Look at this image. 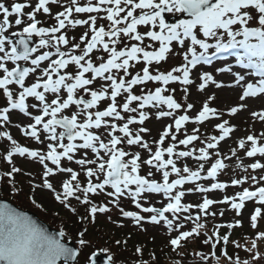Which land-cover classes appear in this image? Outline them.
<instances>
[{
  "label": "rangeland",
  "instance_id": "obj_1",
  "mask_svg": "<svg viewBox=\"0 0 264 264\" xmlns=\"http://www.w3.org/2000/svg\"><path fill=\"white\" fill-rule=\"evenodd\" d=\"M173 1L24 0L23 4L27 5L22 8L18 3L20 13H16L18 19L13 18L9 33H24L27 23L50 19L47 25H53L50 34L57 42L56 47L49 50L47 61L33 63V59L45 54L43 49L26 59L31 70L20 86L11 84L7 73L19 60L11 45L3 47L8 50L0 58V77L6 78L5 86L0 87V105L1 98L8 95L9 104L22 102L24 110L8 116L10 130L4 128L7 138H0V191L16 193L24 188L31 193L36 190L45 200L51 201L46 205L60 207L65 216L80 222L79 215L89 211L83 200L89 198L90 191L97 193L91 190L95 187L100 196L97 199L105 202L99 206L102 210L107 202L115 200L136 204L143 210L145 219L135 214L124 219L115 215L116 212L98 213L97 217L109 228L119 226L132 233L155 234L162 240V234L194 231L199 217L225 225L240 220L248 228L254 223L259 227L264 221V206L260 207L263 209L261 219L255 218V207L249 204L250 200L241 201V192L261 185L259 180L264 177V92L246 96L244 85L238 83L239 76L234 78L229 73L238 72L237 67L231 66V61L209 68L188 67L192 55L206 53L204 50L212 39L202 42L196 35L194 40L187 38L183 45H179L175 41L166 44L164 36H173L172 32L177 30L176 35L181 38L180 30L187 28L203 35L209 28H217L227 30L231 38L218 48L244 42L247 34L252 36L251 42L258 39L263 43L264 0H221L212 12L194 23L197 27L182 18L181 10L172 4ZM161 3L171 4L168 14L177 16L175 24L166 26L154 11V7ZM65 21L72 22L69 27L73 28L70 29L72 32L67 29ZM251 30L255 33L250 34ZM98 31L104 32L98 35ZM77 33L85 34L87 38L83 40L84 48L93 44L87 51L92 50L95 54L96 65H90L91 73L84 77L85 82H79L80 88L70 92L67 87H56L55 79L51 81L50 76L56 59L64 55L69 64L67 75L80 81L77 73H69L72 67L83 68V59L74 58L76 52H82L80 45H75L73 40ZM131 37L132 42L120 45ZM44 44L49 46L45 41ZM127 49H133L129 54L135 56L126 55ZM158 57H161L159 63ZM132 61L140 66L131 69ZM162 63L174 70L177 83L165 85L162 77L168 75L160 73L167 71ZM93 69L100 71V75L96 76ZM120 69L128 71L129 78L121 79L118 75ZM181 74L188 75V84L180 81ZM120 85L122 87L118 88ZM5 88H13L14 92ZM26 89H32V95L27 96ZM70 93L78 97L83 93L94 96L97 104L94 111L100 113V117L88 120L90 110L78 109L77 104H65ZM48 105L66 116L75 115L79 127L71 144H65V140L59 138V131L52 130L49 116H46L51 110L46 109ZM136 109L144 110L146 114L135 120L136 113H139ZM204 115L210 117L206 119ZM29 126L36 128V134L24 139L22 130ZM20 144L29 158L10 149ZM122 144L128 147V151L133 148L137 152L132 159L131 153L129 159L121 156L124 162L135 160L140 169L126 164L123 183L111 185L104 182L101 185L105 172L110 170L111 162L118 154L116 147ZM172 148L177 152V164L171 168L172 172L182 175L196 170L202 176L182 177L178 182L167 184L168 187L163 186L167 177L166 163L163 168L159 164L161 159L165 162L167 155H171ZM5 153L10 159L7 162L4 161ZM77 176L78 179L73 180ZM88 176L89 180L86 179ZM138 177L156 184L149 189L143 186L134 188L132 185ZM180 187L181 193L177 196L174 192ZM134 222L138 225L134 226ZM260 232L264 230L258 228ZM250 246L242 247L246 249L245 258L242 256L238 264H264L263 244ZM79 249L81 258L74 264L88 262L87 253L97 247L84 244ZM205 258L208 257L195 253L187 258V264H210L212 258L208 262Z\"/></svg>",
  "mask_w": 264,
  "mask_h": 264
},
{
  "label": "trees",
  "instance_id": "obj_2",
  "mask_svg": "<svg viewBox=\"0 0 264 264\" xmlns=\"http://www.w3.org/2000/svg\"><path fill=\"white\" fill-rule=\"evenodd\" d=\"M1 194L11 198L12 201L19 204L21 207L35 210L46 222L64 231L67 237L72 236L81 228V224L75 219H60V208L55 206L49 207L48 204L50 202L38 194H33L30 199H28L30 193H25V191H17L16 193H9L6 191V194ZM38 203L40 206L35 205ZM46 203L48 204L46 205ZM104 227L105 224L97 220L95 224L87 229L86 236L87 239H91L96 243L100 242V244L106 247L107 252L113 259V264H118V261L122 264L125 261L123 258L127 259L128 255L139 256V259L144 260L147 264H187V258L195 253H199L200 256L204 255L208 257L207 260L209 261L211 256H213L211 246L212 248L215 246L213 233L223 228L220 223L216 224L214 221H205L204 230L196 232V234H193L191 237L184 239L178 249L173 250L169 244L166 246L164 245L166 241L163 243L160 238L154 235L145 237L138 233H132L126 229L114 230L113 233L110 234L106 232L107 230H105ZM258 228L264 230V221L260 223L259 227L255 225L254 227L248 228L247 226L241 225L235 229L233 234L240 240H243L242 238L250 239L258 235ZM206 234L207 236L213 237L212 242H208L205 236ZM262 240L264 241V239ZM150 247L154 249L153 252L150 251ZM217 250L219 249L217 248ZM234 252H237L235 248H233L229 254L230 259L235 258ZM217 255L220 257L221 254L218 252Z\"/></svg>",
  "mask_w": 264,
  "mask_h": 264
},
{
  "label": "water",
  "instance_id": "obj_3",
  "mask_svg": "<svg viewBox=\"0 0 264 264\" xmlns=\"http://www.w3.org/2000/svg\"><path fill=\"white\" fill-rule=\"evenodd\" d=\"M188 1L197 4V0L178 2L186 16L198 14L208 8L192 9L187 5ZM162 13L165 15L166 10H162ZM18 48L23 52L30 50L24 49L21 42ZM63 125L67 129L65 135L69 138L72 126ZM119 171L118 167L117 171L108 174V179L119 180ZM76 259L77 250L72 241L63 242L60 232L39 219L34 212L21 210L8 200L0 198V264H69L74 263ZM88 264L109 263L104 254H94Z\"/></svg>",
  "mask_w": 264,
  "mask_h": 264
}]
</instances>
